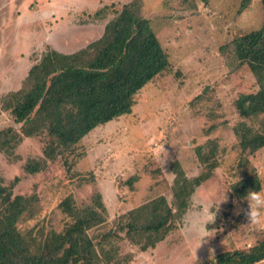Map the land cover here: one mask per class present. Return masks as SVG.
Masks as SVG:
<instances>
[{"label": "rangeland", "instance_id": "rangeland-1", "mask_svg": "<svg viewBox=\"0 0 264 264\" xmlns=\"http://www.w3.org/2000/svg\"><path fill=\"white\" fill-rule=\"evenodd\" d=\"M128 0H0V96L16 90L41 52L53 47L71 53L99 38L105 20H96L100 9L112 13ZM144 0V15L151 20L171 69L149 82L136 96L130 114L100 126L67 153L76 165L67 172L63 158L48 161L37 173H27L28 158H41L50 142L47 134L24 141L10 158L0 153V175L5 185L19 177L14 195L34 196V215L22 221V230L61 231L70 220L59 208L73 194L76 203L90 202L102 194L107 222L91 234L115 229L118 217L160 195L172 200L174 173L170 162L177 158L187 176L209 172L192 196L190 209L176 229L155 248L140 250L129 241H118L120 253H133L129 264H196L235 248L250 249L264 234V218L251 224L244 211L236 213L234 200L247 210L246 199H237L230 187L240 173L241 151L233 126L241 120L235 100L254 81L246 70L236 69L230 43L239 35L264 24L261 0ZM230 46V47H229ZM229 48V49H228ZM258 129L264 114L249 120ZM13 124L8 112L0 114V128ZM20 125L16 126L19 128ZM169 153L164 170L158 163V147ZM201 149V154L198 151ZM214 150V152H211ZM257 170L264 192V147L248 156ZM143 172L130 188L126 180ZM171 173V176L165 175ZM94 181L80 183L81 176ZM217 219L207 227L213 231L196 249L198 237L191 233L201 203L214 210ZM123 235V234H122ZM196 249V252H195ZM264 264V259L255 263Z\"/></svg>", "mask_w": 264, "mask_h": 264}, {"label": "trees", "instance_id": "trees-1", "mask_svg": "<svg viewBox=\"0 0 264 264\" xmlns=\"http://www.w3.org/2000/svg\"><path fill=\"white\" fill-rule=\"evenodd\" d=\"M248 2L244 0L243 5ZM95 15L96 20H105L99 38L71 53L47 48L30 66L20 87L0 96V114L8 112L15 124L0 128V153L11 158L25 138L44 133L50 137L43 157L25 161L27 173L44 170L49 160L60 156L73 176L76 162L69 161L67 153L73 154L94 129L130 114L137 94L171 69L169 55L144 15V0H128L112 13L100 9ZM230 45L228 54H233L236 69L254 78L243 80L247 89L235 100L241 118L233 126L241 151L240 175L230 190L235 198L244 199L248 192L262 189L248 156L264 147V122L258 129L249 122L264 114V24L239 35ZM170 169L174 173L171 202L164 195L152 198L121 214L115 229L95 234L90 231L104 225L108 216L100 192L83 206L73 194L64 197L59 208L70 220L61 231L22 230L19 224L34 215L35 197L14 195L20 178L5 185L0 175V264H129L134 254L122 255L118 241L126 239L142 251L155 248L176 229L196 189L210 176V171L187 176L177 158L170 162ZM142 173H134L125 184L133 188ZM92 181L93 174L80 178V183ZM263 259L264 234L250 249L222 251L196 264H255Z\"/></svg>", "mask_w": 264, "mask_h": 264}, {"label": "clouds", "instance_id": "clouds-1", "mask_svg": "<svg viewBox=\"0 0 264 264\" xmlns=\"http://www.w3.org/2000/svg\"><path fill=\"white\" fill-rule=\"evenodd\" d=\"M157 151L159 166L164 170L165 163L170 158L169 153L165 148V144H161ZM164 173L169 177L171 176V173L165 171ZM227 192L228 191L224 193V198L219 201L214 210L209 204L201 203L199 205V215L196 218L195 223L189 225L191 233L198 237V245L196 249L201 245V243L207 242L205 238L212 237L214 235L212 229L210 230L207 225L214 223L217 219V213L220 211L221 202H226L228 200ZM244 199H246L248 203L247 210L240 208L238 200L233 201L236 205V213L239 214L241 211H244L251 224H260L262 218H264V192L253 190L248 192L246 198Z\"/></svg>", "mask_w": 264, "mask_h": 264}, {"label": "crops", "instance_id": "crops-1", "mask_svg": "<svg viewBox=\"0 0 264 264\" xmlns=\"http://www.w3.org/2000/svg\"><path fill=\"white\" fill-rule=\"evenodd\" d=\"M74 52V51H73Z\"/></svg>", "mask_w": 264, "mask_h": 264}]
</instances>
